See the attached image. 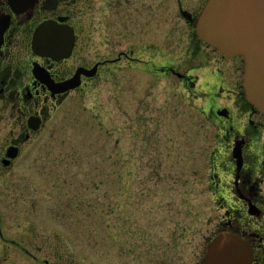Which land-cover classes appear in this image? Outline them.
I'll use <instances>...</instances> for the list:
<instances>
[{"label":"rangeland","instance_id":"rangeland-1","mask_svg":"<svg viewBox=\"0 0 264 264\" xmlns=\"http://www.w3.org/2000/svg\"><path fill=\"white\" fill-rule=\"evenodd\" d=\"M111 1L96 3L119 50L123 8ZM156 1V65L181 60L189 44L176 0ZM141 65L126 78L113 66L70 95L0 180V264H203L223 213L210 189L217 129L203 112L207 87Z\"/></svg>","mask_w":264,"mask_h":264},{"label":"flooded vegetation","instance_id":"flooded-vegetation-1","mask_svg":"<svg viewBox=\"0 0 264 264\" xmlns=\"http://www.w3.org/2000/svg\"><path fill=\"white\" fill-rule=\"evenodd\" d=\"M97 1L112 5L111 0H0V180L70 95L112 75L113 66L126 78L139 63L154 76L178 78L186 88L207 87L200 91L208 104L203 112L217 129L210 189L223 211L215 233L240 235L252 249L251 264H264V114L246 99L242 57L224 56L197 35L195 22L206 0L192 8L175 1L189 51L181 60L157 65L158 2L150 1L146 20L143 0H120L123 43L117 50L112 18ZM44 23L50 24L35 39ZM96 24L107 31L100 34ZM145 32L152 38L147 44Z\"/></svg>","mask_w":264,"mask_h":264},{"label":"water","instance_id":"water-1","mask_svg":"<svg viewBox=\"0 0 264 264\" xmlns=\"http://www.w3.org/2000/svg\"><path fill=\"white\" fill-rule=\"evenodd\" d=\"M181 13L185 16V11ZM47 24L37 29L35 39L46 31ZM195 29L204 42L223 55L243 57L246 99L264 114V0H206ZM251 262L249 242L229 231H219L210 238L203 258V264Z\"/></svg>","mask_w":264,"mask_h":264}]
</instances>
